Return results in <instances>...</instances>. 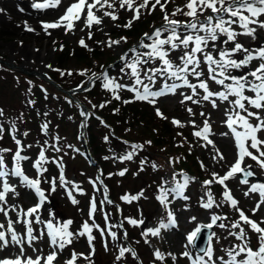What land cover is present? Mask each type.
<instances>
[{"label":"rangeland","instance_id":"1","mask_svg":"<svg viewBox=\"0 0 264 264\" xmlns=\"http://www.w3.org/2000/svg\"><path fill=\"white\" fill-rule=\"evenodd\" d=\"M141 2L142 0H134L132 9L127 8V5L121 8L120 0L100 2L93 12L100 20L99 24L93 23L89 28L84 23L85 19H82L74 29L51 37L46 34L37 35L34 30L17 32L10 29L9 27H15L18 30L19 24L26 26L28 19L25 18V13L14 12L13 7L18 11L15 3L12 6L9 0L0 2V8L6 10L5 21H8L5 24L0 23V112L3 113L0 116V127L4 129L0 132V149L8 150L0 151V157L4 161L3 169L12 173L11 168L15 167L13 156L19 148L21 155L27 157L20 161L22 172L29 179L40 180L39 187L45 195V199L41 201L34 189L23 184L18 176L7 175L2 179L14 191L5 193V200L0 201V208L4 210L0 212V223L4 222L8 230L11 222L12 231L16 233L19 241L15 242V247L23 262L29 257L35 260L39 256L41 264H44L47 255L55 251L57 256L52 264H66L73 252L83 254L78 255L75 264H192V260L183 253L188 252L194 260L197 255H203V252L188 244L186 237L197 226L210 223L212 215L215 214L221 219L211 228L210 233L214 232L216 235L211 241L208 239L205 249L211 243L212 264H221L219 257L229 259L226 255L227 249L243 243L228 234L229 231L239 232V228H231V224L239 220V212L231 206L230 201L220 204L224 200L225 185L231 197L238 202L236 207L264 228V203H261L260 193L249 191L251 184L264 183V169L256 161L245 157L242 162L243 168L250 164L256 174L255 177L248 178V184L241 183L240 173L236 174V178L226 180L223 185L215 181L208 185L203 184L206 180H213V173L223 177L238 158V149L231 132L227 136L221 135L227 131V102L212 97L217 102V107L213 108L210 101L197 104L184 100L180 93L192 95V90L183 87L177 89L175 94L158 98L155 105H152L135 99L134 92L127 88L117 90L116 94L120 96L117 100L113 98L112 92L102 87L101 80H96L94 84L86 83L93 72H107L117 83L131 87L134 78L127 75L130 70L124 67L120 57L125 53H128L129 59L135 56L136 53L129 50L134 45L138 46L142 38L145 43H151L144 37V33L151 35L156 28H160L164 24L165 14L169 18L185 22L190 19L181 14L175 17L171 15L177 7L187 11L184 5L188 0H161V4H164L163 11L160 5L152 9L151 5L155 0H149L148 7L139 10V19L133 20L136 15L135 8ZM108 4H112V7L109 8ZM105 12L111 15L106 16ZM208 14L210 13L205 12L204 16ZM112 15L117 19L113 20ZM259 19L264 20V15ZM130 20L131 27H124ZM249 27L257 29L256 39L240 35L237 37L238 42L250 50L264 47V29L254 24ZM233 28L238 32L243 31L238 25H233ZM121 37H125L126 42L121 40L119 44L107 46ZM81 39L86 47L81 46ZM217 43L220 47L230 46L220 41ZM25 50L38 55L28 57ZM148 50L137 47L140 53ZM180 54L179 49L169 53L170 58L177 63ZM242 55L237 54L234 58H242ZM259 63V60H253L249 68L254 70ZM150 66L160 65L152 61L144 67ZM202 70L205 73L203 78L206 79V66L202 65ZM82 71L85 72L83 76L79 74ZM246 71L244 68L234 69L232 75L240 76L246 74ZM69 72L72 74L68 75ZM190 82L199 83L195 77H190ZM163 83L162 78L158 79L152 89L158 90ZM81 84L88 90L78 87ZM208 86L211 91L221 88L210 80ZM198 91L203 94V90ZM193 99L199 100V96ZM91 103L97 107H93ZM101 104L104 107H99ZM90 106L104 115L97 116L94 120L91 116L95 114ZM157 108L161 112L160 116L157 115ZM189 108L192 109V114L188 112ZM249 111L258 110L249 107ZM82 112H86L87 116H82ZM261 114L264 115V112ZM105 117L115 128L102 119ZM173 119L179 121L183 127L174 125ZM205 121L210 127L207 139L194 135L203 128ZM250 122L257 123L255 119H250ZM43 125H47V128L44 129ZM257 136L264 140V131L258 132ZM17 140L20 141L19 145ZM133 144L142 147L135 150L131 160L121 159L133 152ZM260 148L264 151V145H260ZM41 150L46 157V162L42 165L46 171L38 173L33 165ZM249 151L259 157L255 149L249 148ZM221 155L224 159H220ZM260 159L264 160V157ZM121 172L124 174L120 175ZM61 173L64 176L63 187L60 185ZM174 174V181H179L183 176L189 178L183 191V197L187 199L177 198L176 194L169 193L165 207L157 196L162 189L174 188V183L167 180ZM53 181L56 185L55 191H52ZM2 190L0 187V191ZM69 192L77 201L76 204L69 198ZM245 192H248L247 196ZM208 193L216 202L211 209L201 206L207 202ZM124 196L138 198L126 201L121 199ZM38 203V211L32 216H26L27 210ZM93 203L96 211L90 217ZM258 203L261 206L253 213L252 209ZM169 212L174 216V226L162 228L156 236L151 233L142 235L149 228H159L161 222L167 224ZM191 217H196V220L191 221ZM130 219L136 220L138 224H130ZM69 220L72 221L68 228L73 233L72 242L60 249L50 242L46 225L52 222L54 226H59ZM140 221L143 223H139ZM85 223L92 228L91 244L88 234L78 235L83 231L82 226ZM219 224H224L225 227L220 228ZM240 224L247 233L249 246L256 250L259 234L243 221ZM29 227L35 239L29 237ZM0 231L5 232L1 228ZM145 240L148 242L145 243ZM121 248L131 251L125 252L117 260ZM156 251L162 254L163 259L156 258ZM133 252L135 256L132 255ZM84 256L89 259L85 260ZM242 256L243 254L237 259ZM204 259L207 260V257Z\"/></svg>","mask_w":264,"mask_h":264},{"label":"snow or ice","instance_id":"2","mask_svg":"<svg viewBox=\"0 0 264 264\" xmlns=\"http://www.w3.org/2000/svg\"><path fill=\"white\" fill-rule=\"evenodd\" d=\"M107 3V0H104ZM60 0H55L54 4H39L33 3V8H45V7H56L59 5ZM97 3H100V0H92L90 3L89 0H77V2L72 3L63 15L59 17L54 23H43V29L45 32L49 28H58L66 26L67 29L73 27L74 20L81 19V13H85L86 19L84 21L86 27H91L93 23L99 24L100 20L94 15L92 9ZM149 0H142V2L135 8L136 15L133 17V20L139 19V10L141 8H147ZM127 5V8L132 9L134 6V0H120V7L123 8ZM157 5H160L161 11L164 10V4H161V0H155V3L151 5L152 9H155ZM103 7V4H101ZM108 7L111 8L112 4H108ZM184 8L187 11H184L183 8L177 7L172 12V17L181 14L184 17L190 18L189 20L181 21L178 19L169 18L168 14L164 15V24L160 28H156L151 35L149 33H144V37L151 41V43H145L142 38L138 46H133L130 49V52H135L136 55L132 58H128V53L123 54L120 59L124 62V67L130 71L127 73L131 78H134V83L131 87L128 85L117 83L114 78L108 76L107 72H101L99 74L93 72L92 75L88 78L86 83L94 84L96 80L102 81V87L113 93V98L119 100L120 96L117 95V90L127 88L128 91L134 92L135 99L147 101L148 103L155 105L158 98L166 96L168 94H175L177 89L187 87L192 90V95H185L183 92L180 93L184 97V100H191L193 103H200L201 101H210L213 108L217 107L216 100H212V97H216L221 102H227L228 107L225 108V115L227 120L225 121L228 129L230 130L232 136L235 138V147L238 149V158L235 160V163L231 165L230 170L223 176L218 177L216 173H213V180H206L203 182L204 185H208L213 181L224 184V182L230 178H236L237 173H243L245 179L241 180L242 184H248L247 177L252 176L254 173L252 171H247L245 168H241L242 162L245 160V157H250L253 161H256L262 169H264V160H261L260 157H264V151H261L260 145H264V140L258 138L257 133L264 131V115L261 113L264 112V47H257L256 49L250 50L249 48L244 47L240 42H238L237 37L240 35L251 36L254 40L256 39V28H250L249 25H257L260 29H264V20H260L259 17L264 15V0H188L184 5ZM0 11H3L0 9ZM205 12H209L207 16H204ZM104 15H111L108 12H105ZM203 16V19L199 17ZM227 17V18H226ZM112 19H117L116 16L112 15ZM63 22V23H62ZM132 21L130 20L124 27H131ZM233 25H238L243 31H236L233 28ZM119 26V25H117ZM26 30L33 31L32 28L26 26ZM203 33V35L201 34ZM167 34V35H164ZM163 37V38H162ZM91 38V34H89ZM121 40L126 42L125 37H121L120 40H114L108 43V47H111L113 44H119ZM220 41L225 45H230L229 47H220L217 43ZM211 42V43H210ZM81 46L86 47L83 39L80 41ZM137 47L149 49L147 52L140 53L137 51ZM177 49L180 50L181 54L178 57L179 63L170 58L169 53L175 52ZM63 50V48H61ZM243 54L242 58L237 57V54ZM199 54V55H198ZM253 60H259L260 63L258 66L252 70L249 68L250 63ZM156 61L159 63V67L150 66L145 68V65L150 64V62ZM202 65L207 68V78L204 71L202 70ZM51 67V65H48ZM246 69V74H241L240 76L232 75V70L236 69ZM124 71V68L121 69ZM63 75V73H61ZM72 73L69 72L68 75ZM80 75H84L85 72H80ZM190 77H195L199 83H191ZM251 77V79H249ZM163 79L164 83L158 90H153L152 86L156 84L158 79ZM213 81L215 84L221 86L220 89L216 91H211L208 86V81ZM147 81V82H145ZM168 81H171L169 83ZM230 81V83H225ZM80 88H84V85H78ZM198 89L203 90L201 94ZM85 91L88 89L84 88ZM249 93V94H245ZM199 96V100L193 99V97ZM233 97L234 99H230ZM131 101H124V103H130ZM183 104V100L181 101ZM93 107H97L93 105ZM99 107H104V104L99 105ZM249 107L256 109L258 111H249ZM157 115L160 116L161 112L157 108ZM188 112L192 114V109H188ZM241 113H246L242 115ZM3 113L0 112V116ZM82 116H87L86 112L81 113ZM204 113H201L203 116ZM250 119H255L257 123L253 124L250 122ZM172 123L183 127L179 121L173 119ZM44 129L47 128V125L42 126ZM243 129L238 131L237 129ZM3 128L0 127V132H3ZM12 131H15V124L12 125ZM210 132V127L207 121L204 122V126L200 131L194 133L197 137H202L207 139V134ZM221 135L227 136L228 133H222ZM107 139V137H105ZM250 141V144L248 143ZM17 145L20 144V141H16ZM150 143V142H148ZM208 143H212L208 141ZM133 152H129L127 155L121 157V159L131 160L132 156L136 149L141 148L142 145H131ZM249 148L255 149L259 153V157L254 155L252 151H249ZM0 151H8L6 149H0ZM59 151V149H57ZM27 159V157L21 155V151L18 148L16 153L13 156L15 161V167L12 170V175L18 176L21 178V182L27 186L34 189L35 193L39 196L40 200L45 199L44 192L39 187L40 180L29 179L20 168V161ZM215 159V157H213ZM220 159H224L221 155ZM46 162L45 153L43 150L39 153L38 159L35 161L33 167L36 168L38 173L46 171L42 168L43 163ZM155 168L156 166L153 165ZM249 164L246 168H251ZM4 161L0 157V178H3L8 175L6 171L3 170ZM123 175L124 172L119 173ZM175 178V174H174ZM189 181L188 177H184L183 184H177L176 187L161 190V194L157 196V199L162 205L167 207V197L169 193H174L176 195L182 196L184 188L187 186ZM60 185H64V176L63 173L60 175ZM226 190L223 193L224 200L220 201V204H223L225 201H230L231 206L239 212V220L231 224V228H239L238 233H233L229 231L230 236H235L237 240L243 241L242 244H237L233 248L226 250V255L229 257L228 260H224V257H219L221 264H264V228L260 227L257 222L251 220L248 216L241 211L237 205V201L233 199L230 195V192ZM56 190L55 181L52 182V191ZM9 191H14L11 189L7 183H3V190L0 191V201L5 200V193ZM250 192L260 193L261 203H264V184H251L249 187ZM245 196L248 195V192L244 193ZM69 198L73 204H76L77 201L72 197L71 192H69ZM138 197L124 196L121 199L129 201L137 199ZM187 199V197H182ZM216 203L211 194L208 193V200L201 204L205 209H211L213 204ZM217 204V206H220ZM261 204L258 203L255 208L252 209L255 213ZM40 204L29 208L25 213L26 216H32L38 211ZM4 211L3 208H0V212ZM96 211V205L93 203L89 212L91 217L92 212ZM5 215L7 213L5 212ZM39 219V218H37ZM221 217L217 215H212L211 222L204 224L202 226H197L191 233L186 237L188 244L194 245L196 238L200 235L202 229L207 228L211 229L213 225H216L217 221ZM191 221H195L196 217H191ZM240 221H243L244 224L248 225L252 231L259 234L258 235V247L256 250H253L249 246V243L246 239L247 233L245 229L241 226ZM72 223L71 220L64 222L62 225L54 226L52 222L47 223L48 235L50 237V242L56 244L58 248L64 249L66 244L72 242L73 233L68 231L69 225ZM130 224L137 225L136 220H129ZM139 223H143L140 221ZM175 225V219L171 212L168 213V223L165 224L161 222L159 228H149L146 231L142 232V235L147 236L148 233H151L153 236L159 235L162 228L166 229ZM3 227V225H0ZM83 231L78 233V235H87L89 244L93 240L91 235L92 228L88 223L83 224ZM218 227L224 228V224H219ZM8 231L11 232V240L13 242H19L17 235L12 231L11 222L8 225ZM29 237L35 239L31 235L32 229L29 227L27 229ZM113 238L115 234L113 233ZM216 234L214 232L209 233V241ZM0 250L4 247H7V241L5 239V232L0 231ZM148 241L145 240V243ZM23 252V250H21ZM131 251L128 248H121L119 255L116 257L119 260L124 256L125 252ZM203 255H197L193 260L188 252H184L183 255L192 260V264H212L213 262V251L211 243L209 247L201 250ZM237 259V257H241ZM78 255L82 256L83 254L72 253L70 260L66 261V264H75V261ZM135 256V252L132 253ZM154 255L157 259H163V256L160 252H154ZM57 253L55 251L47 255L44 260V264H52L56 259ZM207 257V260L204 259ZM85 260H88V256H84ZM175 259V257H173ZM0 264H22V261L19 258L14 260L3 259L0 260ZM23 264H41V257H36L33 260L29 257Z\"/></svg>","mask_w":264,"mask_h":264},{"label":"bare ground","instance_id":"3","mask_svg":"<svg viewBox=\"0 0 264 264\" xmlns=\"http://www.w3.org/2000/svg\"><path fill=\"white\" fill-rule=\"evenodd\" d=\"M8 1V0H5ZM14 1H18V2H13L12 0H9L10 4L12 6H14V3L16 5V9L18 11H16L13 7V10L16 14H18L19 12H23L25 13L24 16L26 19H28V21L26 22V26L32 28L35 33L37 35H43L46 34L47 37H51L53 35H62L63 32H66L68 29L66 26H62V27H58V28H49L47 30V32H45V30L43 29L42 24L43 23H54L57 20H59V17L61 15L64 14V12L67 10V8L72 4L77 2V0H72L70 3V0H60L59 5H57L56 7H45V8H33L32 5L33 3H39V4H54L55 0H14ZM104 0H100V2H103ZM0 2H3V0H0ZM89 2L91 3L92 0H89ZM99 3H97L95 5V7L92 9V11H96V7ZM2 9V8H0ZM3 10V9H2ZM5 12L6 10L0 11V23L1 24H5L8 21H5ZM52 20L51 22H44L43 20ZM82 19H86V15L85 13H81V19L80 20H74L73 21V27L71 29H74L76 27V25L81 22ZM12 21V20H9ZM63 23V22H62ZM26 26L25 25H21L19 24V29L17 30L15 27H9L10 29H13L15 31H19V32H30L28 30H26ZM21 30V31H20ZM25 55H27L28 57H33L35 55H38L36 52L30 51V50H25L24 51ZM40 56V55H39ZM229 131V129L227 130V132ZM242 164H241V168H242ZM4 171H6V169H3ZM12 171V169H11ZM8 173V175H10V170L6 171ZM4 178V177H3ZM14 179H18L15 178ZM262 179L264 180V178L262 177ZM264 184V183H261ZM3 186V181L2 178H0V187ZM0 225H3V227H0L1 229H3L6 232V236L5 239L8 242L7 243V247H4L2 250H0V260L3 259H11L14 260L16 258L20 257V252L16 249L15 247V242H13L11 240V233L7 230V225L3 223H0ZM2 243V242H0ZM23 264V261H22Z\"/></svg>","mask_w":264,"mask_h":264},{"label":"water","instance_id":"4","mask_svg":"<svg viewBox=\"0 0 264 264\" xmlns=\"http://www.w3.org/2000/svg\"><path fill=\"white\" fill-rule=\"evenodd\" d=\"M209 232H210V229L204 228L202 229L200 235L196 238V243L198 241L200 242L199 244H197V247L199 250H202L205 248Z\"/></svg>","mask_w":264,"mask_h":264},{"label":"trees","instance_id":"5","mask_svg":"<svg viewBox=\"0 0 264 264\" xmlns=\"http://www.w3.org/2000/svg\"><path fill=\"white\" fill-rule=\"evenodd\" d=\"M51 75V74H50ZM29 78H31V79H33L32 77H29ZM60 84V83H59ZM61 85V84H60ZM40 96V95H39ZM80 98V97H79ZM112 98V97H111ZM81 99V98H80ZM82 100V99H81ZM112 100H113V98H112ZM91 105L93 106V104L91 103ZM90 108H91V110L94 112V114L95 115H92L91 117L94 119V120H96L97 119V116H102V114L103 113H101L97 108H93V107H91L90 106ZM104 115V114H103ZM90 117V118H91ZM102 119H104V121L105 122H107V123H109L110 125H112L114 128H115V126L109 121V119L107 118V117H105V118H102ZM98 121V120H97ZM88 128H89V125L87 126ZM115 134H116V130H115ZM118 136L120 135V134H117Z\"/></svg>","mask_w":264,"mask_h":264}]
</instances>
